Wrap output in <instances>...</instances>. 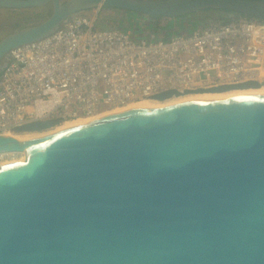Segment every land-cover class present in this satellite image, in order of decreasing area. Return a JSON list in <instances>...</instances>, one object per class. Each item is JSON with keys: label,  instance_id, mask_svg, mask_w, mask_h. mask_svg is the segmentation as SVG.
Here are the masks:
<instances>
[{"label": "water", "instance_id": "water-1", "mask_svg": "<svg viewBox=\"0 0 264 264\" xmlns=\"http://www.w3.org/2000/svg\"><path fill=\"white\" fill-rule=\"evenodd\" d=\"M48 5V19L0 41V64L101 7L264 21L263 0H0L9 10ZM21 149L23 162L0 167V264H264V95L136 108L29 141L0 136V153Z\"/></svg>", "mask_w": 264, "mask_h": 264}, {"label": "built area", "instance_id": "built-area-1", "mask_svg": "<svg viewBox=\"0 0 264 264\" xmlns=\"http://www.w3.org/2000/svg\"><path fill=\"white\" fill-rule=\"evenodd\" d=\"M100 9L69 17L53 34L4 56L0 136H16L36 123L96 116L174 90L264 84L260 19L239 15L171 38L134 39L129 31L99 27Z\"/></svg>", "mask_w": 264, "mask_h": 264}, {"label": "rangeland", "instance_id": "rangeland-1", "mask_svg": "<svg viewBox=\"0 0 264 264\" xmlns=\"http://www.w3.org/2000/svg\"><path fill=\"white\" fill-rule=\"evenodd\" d=\"M65 1V0H64ZM88 14V11L82 12ZM53 14L52 5H48L42 8L35 9H22V10H9V9H0V41L6 37L8 34L17 32L24 27L37 25L46 19H48ZM81 14V13H80ZM227 17L226 14H211L207 16L197 15L193 21H182L179 23L173 22V26H177L181 30H187V27L192 26L198 27L205 25L210 20H222V18ZM114 18V20H112ZM106 19V20H105ZM125 17L120 11H102L99 12V26L101 28H113L118 26H126ZM207 21V22H206ZM127 31L131 32L134 39L146 38L143 34V30L146 32L149 28L144 27L142 24H134L133 26L129 25L126 27ZM125 28V29H126ZM121 29V28H120ZM189 29V28H188ZM1 68V64H0ZM21 135V134H20ZM19 136V135H18ZM20 153L12 154L9 157L5 156L3 162L20 160L22 157L19 156Z\"/></svg>", "mask_w": 264, "mask_h": 264}, {"label": "bare ground", "instance_id": "bare-ground-1", "mask_svg": "<svg viewBox=\"0 0 264 264\" xmlns=\"http://www.w3.org/2000/svg\"><path fill=\"white\" fill-rule=\"evenodd\" d=\"M257 95H264V86H261L258 88L231 89V90L224 91V92H204V93L192 92V93L180 95L178 97H174V98H171L165 101L156 100V99H146V100L138 101L135 103H130L124 107L112 109L110 111L104 112L96 116L80 117V118H75L72 120H67L62 123H59L55 127H52L44 131L20 133L21 135L17 134L15 137L20 139L21 141L40 139L47 135L56 133L58 131H62V130H65L71 127L81 126V125L90 123L92 121L98 120L108 115L128 111L131 109H136V108H159V107L173 105L176 103H182V102L194 101V100H217V99H227V98L239 97V96H257ZM18 153H20L21 156L20 155L19 156L22 157V159L3 162L4 159L6 158L5 156L9 157L12 154L18 155ZM0 156L2 158V161H0V167H1L7 164L23 162L26 159V151L25 149H21L18 152L2 153L0 154Z\"/></svg>", "mask_w": 264, "mask_h": 264}, {"label": "trees", "instance_id": "trees-1", "mask_svg": "<svg viewBox=\"0 0 264 264\" xmlns=\"http://www.w3.org/2000/svg\"><path fill=\"white\" fill-rule=\"evenodd\" d=\"M101 10L102 11H120L123 13L125 17L124 20L126 22V26L125 27L118 26V28H121L122 30L127 31L126 27L129 25L133 26L134 24H142L144 27L149 28L146 32L143 30L142 35H144L147 38L151 34H155L159 39L171 38L176 35L191 33L196 28L201 27L202 25L198 27L192 26V28L188 26L187 30L186 29L181 30L180 28H178L177 26H173L172 24L173 22H177L178 24L180 20L193 21L195 20L194 18L197 15L207 16L209 13L226 14L227 17H224L222 18V20H219L224 23L229 22L233 17L244 15V14L232 12L229 10H207V11H203V12H199V13H195V14H191V15H187V16H183L179 18H166L162 16H143L141 14L133 13L131 11L122 10V9H108V8L101 7ZM249 17H252V16H249ZM252 18H255V17H252ZM112 20H114V18H112ZM138 39H141V38H138Z\"/></svg>", "mask_w": 264, "mask_h": 264}, {"label": "crops", "instance_id": "crops-1", "mask_svg": "<svg viewBox=\"0 0 264 264\" xmlns=\"http://www.w3.org/2000/svg\"><path fill=\"white\" fill-rule=\"evenodd\" d=\"M89 11H90V10H89ZM89 11H88V12H89ZM81 14H84V13H81Z\"/></svg>", "mask_w": 264, "mask_h": 264}]
</instances>
